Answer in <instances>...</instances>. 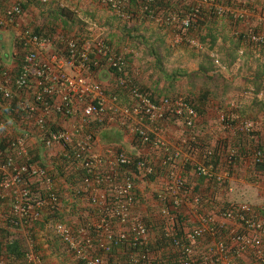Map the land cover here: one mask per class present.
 <instances>
[{"label":"built area","instance_id":"2783aa9c","mask_svg":"<svg viewBox=\"0 0 264 264\" xmlns=\"http://www.w3.org/2000/svg\"><path fill=\"white\" fill-rule=\"evenodd\" d=\"M4 1L7 0H0ZM96 1L123 19L131 14L126 9L128 0ZM155 1L142 2L148 8ZM177 1L187 10L170 11L159 18L165 24L183 28L191 27L205 12L217 17L231 14L234 19L241 18L248 10L239 7V2H252L234 0L237 6L232 7L225 0ZM5 6L0 26L13 28L24 49L21 62L13 72L1 67L0 61V97L8 102L18 97L15 109L20 115L11 124L19 126L22 133L39 130L50 152L49 158L66 155L69 145L72 146L74 166L86 172L80 183L89 190V203L97 214L75 230L63 220L45 222L69 251L84 264H109L108 255L121 242L126 240L132 246L148 243V225L141 217L132 216L130 208L136 200L133 192L137 181L147 184L146 177L159 172L154 168L157 162L146 153L131 157L115 144L103 146L99 151L98 132L116 126L126 128L142 146L155 150L159 168H168V179L154 196L160 204L164 234L170 238L177 264H264V219L252 210L250 203L235 202L215 208L202 204L201 207L199 196L185 192L184 178L175 167L179 151L170 149L162 122L172 116H183L184 128L189 129L197 118L189 102L165 96L154 100L134 86L128 78L124 56L103 32L83 41L66 36L58 27L53 32L38 34L21 23L19 1L11 0ZM263 17L264 13L259 20ZM176 36L187 41L181 31L177 30ZM243 37L249 43L264 46L263 32L249 31ZM193 42L189 40L192 45ZM93 69L109 70L115 76L114 91L107 90L95 78ZM121 89L127 94L125 102L121 100ZM219 119L224 128H232L224 114ZM256 124L244 119L240 129L247 132ZM95 126L101 129L97 131ZM4 127L0 120V129ZM181 142L185 143L186 139L182 138ZM233 152L231 147L226 154L227 163L232 160ZM253 159H264V151L256 149ZM48 163L46 157L33 158L25 136L11 138L7 148L0 152V198L9 201L6 209L11 227L26 231L41 222L45 212L59 211L61 199L54 189L56 177ZM108 168L111 170L107 171ZM193 170L215 183L231 179L226 166L215 168L198 162ZM117 175L119 184L111 190L109 181ZM227 221L236 228L230 230ZM23 258L24 264H46L33 248L26 249ZM139 261L138 255L135 258L132 253L127 264H143ZM0 264H5L3 257Z\"/></svg>","mask_w":264,"mask_h":264},{"label":"crops","instance_id":"0c3cea01","mask_svg":"<svg viewBox=\"0 0 264 264\" xmlns=\"http://www.w3.org/2000/svg\"><path fill=\"white\" fill-rule=\"evenodd\" d=\"M11 0H7L4 2H0V15L3 14L5 5H8ZM19 1L20 4L23 6L22 14L20 15V21L22 24L28 27L34 26H43L46 22L48 24L49 20L53 18L47 17V9L54 8L55 6H62L67 8L68 10L72 11L75 16L79 18H85L87 22L93 18L100 19L103 21L102 23L105 24L106 27L111 28L113 34L111 33V39L115 40L119 35H122V39H130L131 42L134 41H144V42H154L157 39H163L166 43L168 41H173L176 45L179 39H177L176 32L160 20L159 15L157 12H148L143 13L142 9L137 10V8L141 5L131 0L133 7H131V3L128 8H132L136 11L135 14L128 17L127 20L122 21L119 16L113 13L111 10H108L106 6L99 3L96 0H16ZM129 1V0H128ZM5 4V5H3ZM249 4V5H248ZM240 5V6H239ZM261 5L264 6V0H252V2H243L242 4H238L239 7H244V9L248 10L247 14H244L239 20H232L226 17H217L215 20L207 22L203 21L200 22L197 27L192 28V33H189V36H186L187 41H189L191 36L193 37L191 40L194 42V51L191 54L192 57L195 58V62L189 66H178L174 69L167 68L165 65L166 59L164 58V62L162 66H155L151 64V57L146 55L145 61H139L136 57L140 54L137 50L140 47L131 48L128 52L132 53L127 55L128 58H133L134 62H129L128 64L131 65L129 70H132L131 73L135 77L141 80L142 84L146 87L153 88L155 85V78L159 75L162 77V83L160 85L162 87H166L165 79H167L173 72H187L193 71L197 69L198 64L200 62L201 56L203 54H208L212 66L223 76V80L225 83L229 85V92L228 96L226 97V102L228 103L231 100L230 104L232 103V99L235 101V106L239 111V115L242 117H248L256 119L260 124L263 125L264 128V110H261L259 107L255 106L252 103L253 100V91L252 88L256 85L258 86L259 81L252 82V76L256 71V67L262 65L264 62V56L257 53L255 49H251L252 46H248V41L243 39L241 36L242 32H246L248 27L253 26L258 21L260 23V18L257 17V10L261 9ZM127 8V6H126ZM129 9V10H132ZM255 12V13H254ZM131 13V11H130ZM132 14V13H131ZM47 15V16H46ZM104 17L103 19L100 17ZM94 19V20H95ZM95 22V21H93ZM50 23V22H49ZM94 25V24H93ZM89 27L92 30V24H89ZM156 28V29H155ZM207 30H209L213 38L207 34ZM15 30L13 28H3L0 26V46L1 47H8L12 48V55H5L3 60L1 61V66L8 67L9 69L16 70L17 63L20 59H18L17 54L18 52L21 53V50L24 52V49L19 45H17L18 41L15 36ZM118 33V34H117ZM195 37V38H194ZM10 42V45L8 43ZM123 44V43H122ZM145 44V43H144ZM143 43L141 45H144ZM149 45V44H148ZM168 45V44H166ZM21 47V48H20ZM234 48V49H232ZM20 49V50H19ZM232 50H234L232 52ZM229 52H232L231 54ZM259 52V51H258ZM16 55V56H15ZM10 57V58H9ZM21 58V57H20ZM217 60V62H215ZM145 62L143 65L140 63ZM127 64V65H128ZM156 72L158 73L156 75ZM154 74V75H153ZM95 78H101L104 87L107 90L114 91L115 82H110L112 79L116 80L115 76L109 71L105 69H100L95 73ZM103 77L105 78L103 80ZM167 82V81H166ZM176 86H179V80L175 82ZM195 92L200 88L199 81L195 82ZM28 92V91H27ZM179 92V91H178ZM159 95V93H158ZM121 95V100H122ZM165 95H159L162 97ZM171 97L170 95H167ZM258 99L264 103V94L258 93ZM223 108L220 106L217 112L218 117L219 114L223 113V111L227 110L226 103H222ZM1 106V104H0ZM212 110L213 114L215 112L212 107H210L209 111ZM0 113L1 107H0ZM208 113L206 114V118L209 120V123L213 122V119L210 120L208 117ZM6 117V116H5ZM7 119V117H6ZM202 118H198V122H200ZM215 123L220 126L219 118ZM164 123L165 127V134L167 135L168 144L171 150H178L179 156L177 157V162L175 166L178 173L187 181H190V185L195 189L199 190L200 193L206 195V197H211V195L215 198L216 203H220L222 205L223 202H250L253 204L255 212L261 218L264 219V181L258 183L256 181H248L246 178L244 179H237L236 177L232 176L229 182H226L225 189L221 187H216L215 181H209L205 178L199 177L194 169V165L198 162H201L202 154L199 151H196L195 154L189 155L185 150L184 146L180 143L179 135L177 130L168 124L166 121ZM206 125V124H205ZM217 125L212 124L208 130L212 133L217 131L215 128ZM218 127V126H217ZM223 127V126H221ZM6 128V124H5ZM111 131H102L98 136L99 142L97 143V148L99 151L103 149V146L112 144L113 140H117L120 145L115 144L118 147H122L126 152L132 153H146L151 155L155 162H159V156L156 155V151L152 150L150 147H144L143 150L138 149L137 146L134 145L133 135L127 131L124 127H116L113 126ZM19 129V128H18ZM17 129V131H18ZM1 130V129H0ZM2 131V130H1ZM9 132H11V128L9 126ZM21 131V129H19ZM214 131V132H213ZM39 130L33 129L28 134V145L31 151V155L35 156L37 152V158L43 159V157L47 158V165L51 166L52 168V157H48L47 155L50 153L49 150L46 151L45 155L44 152L38 146V134ZM231 132V131H230ZM219 134V133H218ZM201 136V134H200ZM211 139V137H210ZM102 140V141H101ZM112 140V141H111ZM109 142L110 144H104ZM53 153V150H52ZM190 164V165H187ZM248 166L250 164L248 162L241 165L242 169L239 168V173L244 174L247 176ZM186 172V169H188ZM111 169L108 168L107 171ZM162 174L158 175L156 178L157 180L155 183H147L145 185L147 190H143V184L140 181H137L138 184L135 186L134 194H135V203L132 204L130 211L132 216H139L141 217L146 224L151 227L148 234V243L154 244L157 241L160 231L156 230L155 225L159 223V220H163L162 215L160 214V204L153 198H151L152 191H157L158 189H162L165 185V181H167V167H161ZM184 171L186 173H184ZM121 173V172H120ZM119 173V174H120ZM2 172L0 173V175ZM2 176V175H1ZM2 178V177H1ZM0 178V179H1ZM119 179V175H117L114 180H110V185L112 186L111 190L119 184L117 181ZM71 183H67L63 181L60 177H57L54 183V189L59 192L61 204L59 208V218L58 220H63L64 222H72L73 219H76L78 216H85V220L94 219L97 214L94 208L88 205L87 201H85V195L78 194L73 195L72 188L73 186L70 185ZM80 185V183L76 184ZM152 185V186H151ZM81 186V185H80ZM76 187V186H75ZM148 189H151L148 191ZM110 190V188H109ZM9 201L7 199L0 198V235L2 233H9L6 240L7 243H12L17 241L20 242L19 247L22 248L23 251L29 248H33L40 253L43 260L46 264H84L77 260L71 253H69L68 249L59 241L58 237L52 233L49 229V226L42 222H37L33 224L28 230L24 231L21 229L13 228L10 225L7 230H4L5 225L3 221L2 212L9 206ZM211 208V207H210ZM47 213V212H46ZM49 214V213H48ZM194 218L191 216L190 219ZM228 228L230 230L236 228L235 225L231 224V222L227 221ZM3 228V229H2ZM2 240V239H1ZM127 247L125 244H120L117 247V252L125 249ZM116 251V250H115ZM0 257H4L0 252ZM134 257H137V252L134 253ZM139 257V256H138ZM114 264L116 259L113 258ZM139 262L143 263L142 260ZM113 264V263H112ZM241 264H245V262H241Z\"/></svg>","mask_w":264,"mask_h":264},{"label":"trees","instance_id":"16d2710c","mask_svg":"<svg viewBox=\"0 0 264 264\" xmlns=\"http://www.w3.org/2000/svg\"><path fill=\"white\" fill-rule=\"evenodd\" d=\"M138 4H142L141 7L139 6L137 10L142 9L143 13L148 12H157L160 15L167 14L170 11L175 10H187V7L184 5H181L177 0H156L154 3H150L148 8H144L143 0H134ZM225 2L230 3L232 7L237 6V4L234 3V0H225ZM131 3V7H133L134 4H132L131 0H129L126 3V6L128 11L133 14L136 13V11L132 8H128ZM249 5V4H248ZM23 8V6H22ZM132 9V10H129ZM47 17H52V20L48 21L43 26H34L33 31L36 33H47V32H53L55 28L61 29L62 33H64L68 37H77L79 40H85L87 38L93 37V28L89 27V24H93V19L91 18L90 23L87 22L85 18H79L75 16V14L68 10L67 8H64L62 6H55L54 8H51L50 10L47 9ZM255 13V12H254ZM264 13V6L261 5V9L257 10V17L263 16ZM226 18L232 19V20H239V18H233L231 14H225ZM217 18L214 14L205 12L201 14L200 18L198 17L195 22H193L192 26L183 28L178 25H167L168 27H171L173 30H178L183 33H192V28L197 27V25L200 22H207L208 20L213 21ZM259 20V18H258ZM50 22V23H49ZM103 26L105 24L102 23ZM249 31L254 32H263L264 33V20H261L260 23L257 21L256 24H254L251 27H248L246 32H242L241 36L243 37L246 33ZM207 34L210 36V38H213L212 33L207 30ZM244 39V37H243ZM141 43V42H140ZM154 44H147L148 50L146 52V55L151 57V64L159 67L162 66L164 62V58L166 59L167 56L170 55V48L166 43L163 41V39H157L156 41L152 42ZM248 43V46H252L251 49H255L257 53L261 54V56H264V46L260 45H254L252 43ZM60 46L61 44L58 43ZM142 44V43H141ZM19 46L20 44L17 43ZM21 48V47H20ZM234 49V48H232ZM20 50V49H19ZM235 50V49H234ZM232 50V52L234 51ZM259 51V52H258ZM232 52H229L230 54ZM23 51L21 50V53L18 52L17 57L20 59L17 63L16 68L19 66L21 59H22ZM21 57V58H20ZM200 62L198 64L197 69L193 71H185L182 73L173 72L167 79H165L166 87H162L160 83H162V77L158 75L155 80V85L153 88H149L144 86L143 84H138L136 79H133L132 84L139 88L141 91L145 92L150 98L156 100L159 98V95H165V97H169L167 95H172L171 97H177L180 99H183L187 102H189L196 110L197 112V118L195 120V123L193 126L189 127V129L184 128L185 118L183 116H172L171 118H166L165 121L170 124L172 127H174L179 135V139L185 138L186 142L182 143L180 140V143L182 146H184L185 150L189 155L195 154L196 151H199L202 154L201 162L204 164H212L215 168H222L223 166H226L227 169L231 172V177L234 176L237 179L246 178L248 181H256L258 183H261L264 181V159H261L259 161H254L253 159V153L256 149H261L264 151V128L263 125L260 124L256 119L248 118V117H242L239 115V111L237 110L235 106V101L232 99V103L230 104L231 100L226 102V97L228 96L229 92V85L225 83L223 80V76L215 71V69L212 66V62L208 56V54H203L201 56ZM3 60V57L0 55V61ZM264 61V60H263ZM256 71L252 76V82L253 81H259L258 86L252 88V93L254 95L252 103L255 104V106L259 107L261 110H264V103L260 101L257 97L258 93L264 94V62L262 65L257 64ZM2 67V66H1ZM5 67V66H4ZM95 70V69H93ZM96 71V70H95ZM97 72V71H96ZM158 73L156 72V75ZM154 75V74H153ZM179 80V86H176V81ZM167 81V82H166ZM199 81L200 88L195 92V82ZM26 89H30V86H27ZM179 91V92H178ZM120 95H127L124 89L119 90ZM159 93V95H158ZM18 100V97L16 96L11 102L5 101L0 97V104H1V112L0 113V120L3 121L6 124V128L0 130V152H2L4 149L7 148L8 141L15 137V136H25V138H28L27 132L22 133V131H19V126L11 124V121L16 120L20 113L19 111H16L15 109V102ZM226 103L227 107H229L227 110L223 111V113L227 117V121L231 124L232 128H224L221 127L222 122L219 119L220 126L217 125L214 121L218 120V115L216 110L219 109L221 106L223 108L222 103ZM210 107L213 108L215 112V115L213 114L212 110L210 112ZM208 113V117L210 120L213 119V122L209 123V120L206 118V114ZM220 115V114H219ZM7 119H6V117ZM202 118L200 122H198V118ZM244 119H251L255 122H258L256 126L248 130L247 132L243 131V129H240V123ZM164 121V122H165ZM206 124V125H205ZM217 125L215 128L214 133L208 130V128L212 125ZM9 126L11 128V132H9ZM19 128V129H18ZM96 130L99 131L101 128L99 126H95ZM18 129V131H17ZM96 131V132H97ZM103 131V130H102ZM101 131V132H102ZM231 131V132H230ZM219 133V134H218ZM201 134V136H200ZM211 137V139H210ZM43 134H38V146L41 149L42 152H44L43 155L46 153V148L43 141ZM134 140V145L137 146V150L141 149L143 150L144 146H142L141 143H139L137 140ZM233 148L234 152L232 153L231 157L232 160L227 163V152H229L230 148ZM123 149V148H122ZM124 150V149H123ZM126 151V150H125ZM7 152V151H6ZM10 152V151H8ZM33 158H37L38 154L37 152ZM129 156L136 157L137 153L127 152ZM67 155V156H66ZM66 155H57L55 154L51 163H52V171L54 173V176L60 177L63 179V181L67 183H71L70 185L73 186L72 193L73 195L82 194L85 195V201H87L88 205L89 203V190L80 183L81 178L86 174L85 170L78 167L76 168L74 166V157H73V151L72 146L69 145V149H67ZM53 156V155H51ZM144 156V155H143ZM248 162L250 166H248L247 176L244 177V174H240L239 168L242 169L241 165ZM190 165V164H187ZM129 168L133 169L135 172L136 170L132 168V166H128ZM127 167V168H128ZM124 168V167H122ZM154 168L159 171L157 174H149L147 178L148 183H155L157 180L156 178L160 173L162 172L161 168H159V162H157L154 166ZM189 168L186 169V172H188ZM184 171V173H186ZM162 174V173H161ZM2 176L0 175V178ZM201 178H205L209 181H212L209 178L199 176ZM214 182V181H212ZM80 183V185H76ZM190 181H187V179L184 177V189L185 192L188 193H194L195 195L199 196L201 199L200 206L207 205L211 208H215L218 206L227 207L232 203L235 202H223L222 205L220 203H216L215 198L211 195V197H206L205 194L200 193L199 190L195 189L190 185ZM216 187H221L222 189H225L226 182L216 183ZM76 186V187H75ZM109 189V188H108ZM57 194L59 192L55 190ZM250 203V202H248ZM252 210L255 212L253 204H251ZM8 209L3 210L2 215L5 228L4 230H7L9 223H8ZM45 212L43 214L44 220L42 222H54L57 220L60 216L59 211L49 213ZM74 221L68 222L74 230L77 229L79 226H82L85 222L88 220H85V216H78L76 219H73ZM41 222V223H42ZM164 220H159V223L155 225L156 230L160 231V235L155 241L154 244L147 243L146 245L141 246H132L128 241H123L120 244H125L127 247L125 249V252L123 250L117 252V247L120 246L117 245L113 248V251L108 255L107 259L109 264H114V259H116L115 264H127V262L130 259V255L132 253H136L139 256V259L143 261V264H177V258H175V252L173 248L170 245V238L166 237L164 234ZM3 229V228H2ZM151 227L148 226V230H150ZM9 233H2L0 235V252L4 256L5 264H24V258H23V250L21 247H19L20 242L17 241L10 243H7ZM2 239V240H1ZM116 250V251H115ZM69 251V250H68ZM71 253V251H69ZM73 253V252H72ZM71 253V254H72ZM77 260H79L81 263H83L82 260L78 259L75 253L72 254Z\"/></svg>","mask_w":264,"mask_h":264},{"label":"rangeland","instance_id":"374dc122","mask_svg":"<svg viewBox=\"0 0 264 264\" xmlns=\"http://www.w3.org/2000/svg\"><path fill=\"white\" fill-rule=\"evenodd\" d=\"M93 19V21H95V24L93 25L92 24V28H93V35L97 34V33H100V32H103L106 37L109 39L110 43L116 47L120 53H122V55L124 56V59H125V62L126 64H128L129 62H134L133 61V58H128L127 55L129 54H132L130 52H128V50H130L131 48H133V46L131 45H135V47H140L138 51V53L140 54L139 56H137L136 58L139 59L138 63L140 61H145L146 59V52L148 50V43L149 44H154L151 42H144V41H134V42H131L130 39H122V35H119L115 40L111 39V33L113 34V32L111 31L112 29L111 28H108L106 26H103L102 25V22L100 19H95L93 18V15L91 17ZM100 18H104L103 16L100 17ZM120 18V17H119ZM95 19V20H94ZM89 22V21H88ZM156 29V28H155ZM175 32H177V30L175 29L174 30ZM118 34V33H117ZM189 36V34H188ZM193 37L191 36V38L189 39H192ZM195 38V37H194ZM145 43L144 45H141V43ZM123 43V44H122ZM166 44H168V47L171 49L170 50V55L168 56V58L166 59V61L164 62L166 67L167 68H171V69H174L175 67H178V66H186V67H189L191 66L194 62H195V58L191 56V54L193 53V49H194V46L189 43V41H186V40H180L177 42V44L175 45L173 41H168L166 42ZM8 45H10V42L8 43ZM14 53V52H13ZM13 53H12V48H10V46L6 47H1L0 46V55L2 57H4L5 55H12L13 56ZM129 53V54H128ZM5 56V57H6ZM16 56V55H15ZM8 58V57H6ZM10 58V57H9ZM145 62L143 63H140V64H144ZM129 68H131V65L128 64L126 69L128 71V78L129 80L133 81V79H136V81L138 82V84H142L141 80L138 79L137 77H135V73L134 75L131 73L132 70H129ZM158 77V76H157ZM105 78L103 77V80ZM98 81H101L102 79L101 78H98L97 79ZM110 82L114 83L115 80L112 79ZM102 83V81H101ZM103 84V83H102ZM115 84V83H114ZM122 101L125 102L126 101V96L125 94L122 96ZM112 129L114 128H106L104 129L103 131L107 130V131H112ZM100 135V131L98 132V136ZM102 141V140H101ZM112 141V140H111ZM117 140H113L111 143L112 144H119V142H116ZM99 142V141H98ZM104 144H110L109 142L107 143H104ZM122 148V147H121ZM155 151V150H154ZM139 183V182H138ZM137 183V184H138ZM143 184V190H147L144 182L142 183ZM152 186V185H151ZM151 189H148V191H150ZM152 191V190H151ZM154 193L155 191H152V194H151V198L155 199V196H154Z\"/></svg>","mask_w":264,"mask_h":264},{"label":"clouds","instance_id":"9594fccd","mask_svg":"<svg viewBox=\"0 0 264 264\" xmlns=\"http://www.w3.org/2000/svg\"><path fill=\"white\" fill-rule=\"evenodd\" d=\"M127 11H128V9H127ZM117 16H118V15H117ZM130 16L132 17V14H130ZM119 17H120V16H119ZM120 19H121L122 21H125V20H127L128 18H127V19H123V18L120 17ZM125 22H126V21H125ZM184 35L187 36L188 34H187V33H184ZM108 41H109V39H108ZM109 43H110V41H109ZM110 44H111V43H110ZM111 45H112V44H111ZM193 46H194V45H193Z\"/></svg>","mask_w":264,"mask_h":264}]
</instances>
